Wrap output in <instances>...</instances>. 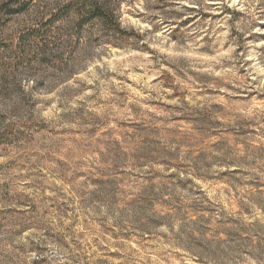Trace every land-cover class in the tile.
<instances>
[{"label": "rangeland", "instance_id": "1", "mask_svg": "<svg viewBox=\"0 0 264 264\" xmlns=\"http://www.w3.org/2000/svg\"><path fill=\"white\" fill-rule=\"evenodd\" d=\"M73 1L0 0V264H264V0Z\"/></svg>", "mask_w": 264, "mask_h": 264}, {"label": "trees", "instance_id": "2", "mask_svg": "<svg viewBox=\"0 0 264 264\" xmlns=\"http://www.w3.org/2000/svg\"><path fill=\"white\" fill-rule=\"evenodd\" d=\"M111 3H113V0H105L103 3H100L99 0H74L69 8L73 17L79 18V21H82V19H92L101 27H112L118 31H122L115 19L114 9L110 6ZM41 26H36L34 33H39ZM35 39L36 36L33 37V41L36 43Z\"/></svg>", "mask_w": 264, "mask_h": 264}]
</instances>
